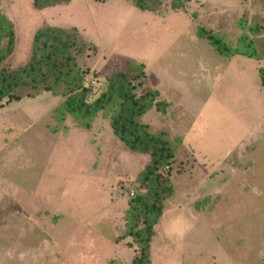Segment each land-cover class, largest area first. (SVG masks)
Here are the masks:
<instances>
[{"label": "rangeland", "instance_id": "rangeland-1", "mask_svg": "<svg viewBox=\"0 0 264 264\" xmlns=\"http://www.w3.org/2000/svg\"><path fill=\"white\" fill-rule=\"evenodd\" d=\"M172 3L163 0L155 12H144L126 0H71L43 9L33 0H1L16 32L5 65L23 67L46 25L76 26L96 45V52H75L89 100L131 60L144 63L137 94L157 88L168 104L143 121L178 147L162 169L175 193L156 226L151 264H261L264 0H191L178 10ZM199 28L233 47L241 36L254 38L259 58H227ZM14 94L21 98L0 100V264L103 261L109 253L101 233L109 237L110 222L123 226L150 156L127 148L106 116L99 114L90 127L71 114L63 119L62 95L42 87ZM114 209L118 216L109 218ZM77 251L84 258L77 260Z\"/></svg>", "mask_w": 264, "mask_h": 264}, {"label": "trees", "instance_id": "trees-1", "mask_svg": "<svg viewBox=\"0 0 264 264\" xmlns=\"http://www.w3.org/2000/svg\"><path fill=\"white\" fill-rule=\"evenodd\" d=\"M71 0H33L37 9L67 4ZM144 12H155L163 0H126ZM191 0H173L174 10L183 9ZM1 2V0H0ZM259 27H256L258 31ZM200 37L207 39L215 49L227 58L235 55L258 57L254 41L241 36L236 47L229 45L220 34L199 28ZM14 24L0 10V100L20 99L14 91L22 87L40 88L64 97L59 111L62 118L71 114L82 126L90 127L99 114L106 116L117 138L130 150L150 156V164L138 177L140 191L129 200L125 213L126 234L133 239L138 250L131 264H151V244L164 211L165 201L174 195V185L162 169L170 165L178 150L165 132L153 133L143 117L153 108L165 111L168 104L160 99L157 88H149L137 94L136 86L146 76L145 64L131 60L126 70H120L107 78L106 89L94 100H89L90 88L84 85V71L78 65L76 49L85 52L96 45L85 38L76 26L46 25L34 37L31 58L21 68L9 70L5 61L15 51ZM245 48V49H244ZM264 86V67L259 70Z\"/></svg>", "mask_w": 264, "mask_h": 264}, {"label": "crops", "instance_id": "crops-1", "mask_svg": "<svg viewBox=\"0 0 264 264\" xmlns=\"http://www.w3.org/2000/svg\"><path fill=\"white\" fill-rule=\"evenodd\" d=\"M110 203H111V201L109 202V205H110ZM105 211H107V210H105ZM101 212L103 213V211H100L98 213H101ZM108 212H111L109 214V218H111L112 216L114 218V215L117 213V210H115V209L112 211L109 210ZM116 215L118 216V214H116ZM28 216L31 217L30 214H28ZM109 225H113V227H111L109 229L107 227V231H110L109 237H107L106 235L101 233V235H102L101 238L105 239L104 240V251L106 250L105 252H108L109 255L106 256L104 254V260L100 261V262H97L98 257L95 256L96 259H95V262L93 264H131L133 259L136 256H138V250H137L136 245H133V246L130 245V243H133V241L130 240L131 238H127L125 236V234H126L125 222H124L123 226L119 225L121 227H119L118 225L115 227V222L114 223L110 222ZM93 234H95V233H93ZM120 238H122V240H120ZM121 241L125 243V245L122 246L123 247L122 249H120L121 244H119ZM127 243H129V244H127ZM80 253H82V252L77 251L74 253L77 260H78V258H84V255L80 254ZM262 256H263V258H262L261 262L264 264V254ZM33 257H35V256H32V258ZM64 258L67 259L65 255H64ZM42 259H44V257H42Z\"/></svg>", "mask_w": 264, "mask_h": 264}]
</instances>
